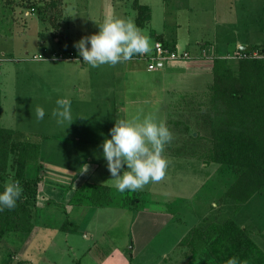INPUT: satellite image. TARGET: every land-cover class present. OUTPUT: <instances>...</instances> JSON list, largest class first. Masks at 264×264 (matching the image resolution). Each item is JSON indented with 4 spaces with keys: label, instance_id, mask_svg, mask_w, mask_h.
Instances as JSON below:
<instances>
[{
    "label": "rangeland",
    "instance_id": "rangeland-1",
    "mask_svg": "<svg viewBox=\"0 0 264 264\" xmlns=\"http://www.w3.org/2000/svg\"><path fill=\"white\" fill-rule=\"evenodd\" d=\"M141 1L151 9L150 21L141 27L150 45L154 35L163 31L175 37L178 50L188 49L190 56L197 42L214 43L221 36L220 42L226 43L233 31L241 38L254 39L248 33L264 24V0ZM30 4H34L32 11L28 9ZM131 4L132 0H0L1 127L11 129L15 137L35 141L41 136L76 137L77 158L92 170L88 181L109 187H113V181L101 145L112 128L111 87L102 91L96 87L95 93L82 64L59 59L58 44L77 50L76 41L98 31L94 20L120 15L119 9L130 10ZM63 33L71 39H63ZM226 48L229 51L232 45ZM52 53H58L57 60ZM157 69L162 73L164 66ZM162 81L160 88L141 83L134 104H128L130 99L125 95V100L115 102H124L126 117L143 110L154 112L167 123L174 139L165 147L164 155L170 160L165 179L150 183L137 194L116 188L105 190L100 195L103 200L98 202L107 201L110 206L91 205L89 199L99 195L88 185L76 191L73 200L80 205H74L73 210L60 198L38 208L32 205L31 212L29 209L22 215L32 222L29 232L3 233L0 264H215L208 254L207 241L192 245L190 231H204L209 224L227 218L244 227L264 252V186L238 205L223 194L233 178L231 169L205 163L210 147L206 119L209 92L203 94L205 98L200 97L206 89L199 81L197 93L186 97L171 79ZM125 87L129 94V84ZM65 97L71 100L73 121L59 125L51 112L56 100ZM38 105L45 110L42 120L36 118ZM97 118L102 125L81 126L80 120L92 122ZM35 169L29 163L19 178L7 167L8 175L1 184L18 180L23 194L31 197ZM135 195L136 209L115 207Z\"/></svg>",
    "mask_w": 264,
    "mask_h": 264
},
{
    "label": "trees",
    "instance_id": "trees-1",
    "mask_svg": "<svg viewBox=\"0 0 264 264\" xmlns=\"http://www.w3.org/2000/svg\"><path fill=\"white\" fill-rule=\"evenodd\" d=\"M131 6L135 12L136 25L143 27L149 15L147 6L137 0H132ZM28 9L34 10V4H30ZM154 37L166 46H174L173 42L164 40L160 34H155ZM252 49L264 53L257 46H250L248 50ZM58 50L60 53L77 52L73 48ZM229 62L231 61L224 58L213 59L212 80L207 95L209 107L206 113L210 147L205 163L211 162L231 169L233 178L223 194L236 204L242 205L264 186V59L241 58L235 61V68ZM41 138L38 137L36 141L29 137L18 138L11 129L0 127V192L4 190L1 182L8 175L7 167L13 169L14 175L19 178L24 175L29 163L37 170V174L34 173L36 185L31 191V197L22 194L14 209L0 212V237L5 232H29L32 228L28 216L22 218V215L29 209L31 212L34 205L40 179L37 158ZM86 185L92 189V193L99 195L88 198L90 204L111 205L107 201L98 202L103 200L102 192L111 187L97 184L84 186ZM130 199L120 206L136 207V195ZM190 233L192 239L189 241L192 245L207 241L208 254L215 264H225L233 256L246 264H264V252L249 238L244 227L237 225L231 218L217 224L211 223L204 231L193 229Z\"/></svg>",
    "mask_w": 264,
    "mask_h": 264
},
{
    "label": "clouds",
    "instance_id": "clouds-1",
    "mask_svg": "<svg viewBox=\"0 0 264 264\" xmlns=\"http://www.w3.org/2000/svg\"><path fill=\"white\" fill-rule=\"evenodd\" d=\"M94 21L98 31L74 43L83 62L92 68L106 64L115 67L130 62L136 55L151 51L150 38L132 17L109 14L102 21ZM55 104L52 117L59 125L65 122L69 125L73 121L71 100L58 98ZM35 113L37 120L45 116V110L39 105ZM109 131L110 137H105L101 147L112 186L117 191H142L150 183H160L165 179L170 164L164 155L165 147L174 139L165 121L159 120L154 112L144 113L140 110L135 115L116 118ZM22 194L23 188L18 180L7 181L0 192V212L14 209ZM225 264L246 262L233 256Z\"/></svg>",
    "mask_w": 264,
    "mask_h": 264
},
{
    "label": "crops",
    "instance_id": "crops-1",
    "mask_svg": "<svg viewBox=\"0 0 264 264\" xmlns=\"http://www.w3.org/2000/svg\"><path fill=\"white\" fill-rule=\"evenodd\" d=\"M138 3L144 4L147 6L149 10L148 20L149 22L151 17V9L148 5L141 0H137ZM130 10L128 9H119V16L124 17H132L134 19V10L131 5ZM164 8V6H163ZM264 17V16H263ZM215 32H217L215 30ZM232 32V31H231ZM162 37L166 41L173 42L176 46V39L169 37L168 35H164V32L161 31ZM158 33V34H160ZM217 34V33H215ZM253 38L247 39L245 37L241 38L238 36L236 31H233L230 41L220 42L223 38L220 36L219 40L214 43H196V51L193 52V55L190 56V53L187 51L188 49H183L188 53V57L182 60H170L163 63L160 66H164L163 72H159L158 67L148 70L145 68L144 64L142 65L139 61H130L128 63L117 64L115 67L110 65H102L99 68H92L90 65L87 66L85 63L82 64L84 69H87L88 79L94 86L95 93L96 87L102 89H106L105 87H111L108 93H112L113 100L110 101L113 105V113L111 114V127H113L116 118H125L126 114L124 111V102L116 103L115 101H120L121 98L128 97L130 102L128 104H134V98L139 94V89L141 88V83L150 84L152 87L160 88V84L163 83L162 79L167 80L171 79V82L179 86L180 94L186 95V97H190L195 95L197 83L200 81V86H205L201 92L200 97L203 94L208 93V88L212 80L211 69L213 65L214 58H224L229 60L232 68L236 67V60L232 58H227L228 54L233 53L238 46L240 45H248L257 46L264 51V24L258 26L255 32H249ZM161 35V34H160ZM70 40L71 37L68 38L63 33V39ZM58 40H62V37ZM55 40L54 42H57ZM223 40V39H222ZM61 43V42H60ZM58 49H67L72 47H62L60 44ZM227 45H232V48L228 51ZM66 61L70 62H78L70 59H66ZM79 63V62H78ZM79 73V71H78ZM77 73V74H78ZM170 75H167L169 74ZM264 77V76H263ZM151 83H148V82ZM264 83V79H263ZM130 86V93L127 94L125 89V85ZM86 86V85H85ZM162 87V86H161ZM178 88V89H179ZM137 90V93L135 92ZM104 93V92H102ZM106 95V93H105ZM190 95V96H189ZM127 98V99H128ZM202 98H205L203 96ZM194 99H196L194 97ZM122 100H125L124 98ZM136 100V99H135ZM159 104V102H157ZM127 104V103H126ZM160 105H162V101H160ZM133 109V107H132ZM131 109V111H132ZM80 119V118H79ZM81 126L88 127L90 123H100L102 125V120L100 118L94 119L92 122H86L85 120H80ZM1 127V125H0ZM6 128V127H4ZM70 129V126H69ZM42 137V136H41ZM75 141L76 137H72L70 135H59L57 137L47 136L42 137L39 141V149H38V164L40 166L38 174L40 179L37 183L36 193L34 204L35 207L38 208L42 203L49 204L50 202H54L56 199L60 198L62 202L69 204L71 210L75 207L74 205H80L77 201H74V195L76 191L84 186L85 184H89L88 180L90 179V175L92 174V170H86L88 164H83L77 158V151L75 149ZM89 182V183H87ZM93 184V183H91ZM108 186V185H104ZM109 187V186H108ZM115 188V187H111ZM85 203V202H82ZM88 204V203H87ZM92 205V204H91ZM138 203L136 204L137 207ZM99 206V205H95ZM100 206H110V205H100ZM115 206V205H112ZM115 207H131V206H115ZM33 226V225H32ZM241 226V225H240ZM242 227V226H241ZM32 229V228H31ZM13 233V232H12ZM26 233V232H24ZM5 234V233H4ZM3 234V235H4ZM2 235V236H3ZM0 237V239L2 238Z\"/></svg>",
    "mask_w": 264,
    "mask_h": 264
},
{
    "label": "built area",
    "instance_id": "built-area-1",
    "mask_svg": "<svg viewBox=\"0 0 264 264\" xmlns=\"http://www.w3.org/2000/svg\"><path fill=\"white\" fill-rule=\"evenodd\" d=\"M58 54V53H57ZM57 54L52 53L53 59L56 58ZM39 56L33 55V58H38ZM60 58H66L74 61H83V58L78 52L69 51L65 54L60 53ZM188 57V53L185 50H178L176 46L173 47L166 46L160 41L154 40L151 44V51L144 55H136L132 58V61H139L145 64V68L148 70L154 69L163 63L170 60H182ZM227 58H232L235 60L245 58V59H264V53L259 52L256 49L241 51L238 48L231 54L226 56Z\"/></svg>",
    "mask_w": 264,
    "mask_h": 264
},
{
    "label": "water",
    "instance_id": "water-1",
    "mask_svg": "<svg viewBox=\"0 0 264 264\" xmlns=\"http://www.w3.org/2000/svg\"><path fill=\"white\" fill-rule=\"evenodd\" d=\"M239 50L241 51H245V50H248L249 49V46L248 45H240L237 47Z\"/></svg>",
    "mask_w": 264,
    "mask_h": 264
}]
</instances>
